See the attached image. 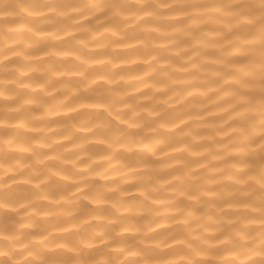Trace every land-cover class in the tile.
<instances>
[{
	"label": "clouds",
	"instance_id": "1",
	"mask_svg": "<svg viewBox=\"0 0 264 264\" xmlns=\"http://www.w3.org/2000/svg\"><path fill=\"white\" fill-rule=\"evenodd\" d=\"M0 264H264V0H0Z\"/></svg>",
	"mask_w": 264,
	"mask_h": 264
}]
</instances>
